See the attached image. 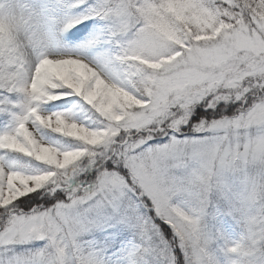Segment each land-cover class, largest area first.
Returning <instances> with one entry per match:
<instances>
[{
	"label": "snow or ice",
	"instance_id": "snow-or-ice-1",
	"mask_svg": "<svg viewBox=\"0 0 264 264\" xmlns=\"http://www.w3.org/2000/svg\"><path fill=\"white\" fill-rule=\"evenodd\" d=\"M0 264H264V0H0Z\"/></svg>",
	"mask_w": 264,
	"mask_h": 264
},
{
	"label": "rangeland",
	"instance_id": "rangeland-1",
	"mask_svg": "<svg viewBox=\"0 0 264 264\" xmlns=\"http://www.w3.org/2000/svg\"><path fill=\"white\" fill-rule=\"evenodd\" d=\"M86 35V34H85Z\"/></svg>",
	"mask_w": 264,
	"mask_h": 264
}]
</instances>
